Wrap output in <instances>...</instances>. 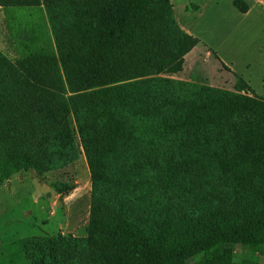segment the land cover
Instances as JSON below:
<instances>
[{
    "label": "trees",
    "instance_id": "1",
    "mask_svg": "<svg viewBox=\"0 0 264 264\" xmlns=\"http://www.w3.org/2000/svg\"><path fill=\"white\" fill-rule=\"evenodd\" d=\"M0 6L19 53L0 49V185L71 116L92 180L88 235L29 237L23 263L231 264L227 243L264 248V96L241 76L234 91L160 76L215 53L171 0Z\"/></svg>",
    "mask_w": 264,
    "mask_h": 264
},
{
    "label": "rangeland",
    "instance_id": "2",
    "mask_svg": "<svg viewBox=\"0 0 264 264\" xmlns=\"http://www.w3.org/2000/svg\"><path fill=\"white\" fill-rule=\"evenodd\" d=\"M245 1L249 4L247 12L237 9L234 0H171L180 26L215 53L206 54L198 47L207 56L191 54L186 68L176 64L160 76L178 79L177 74L183 71L188 81L232 91L233 81L237 84V76H241L251 87L246 91L248 95L264 96V0ZM0 49L18 60L1 6ZM222 62L232 69L231 73ZM91 195L89 166L77 123L71 116L31 170L19 172L0 185V264H25L23 248L32 236L86 237ZM226 247L231 253L225 254L223 263L264 264V248L253 249L237 242L227 243ZM198 259L201 256L189 258L185 264L199 263Z\"/></svg>",
    "mask_w": 264,
    "mask_h": 264
},
{
    "label": "crops",
    "instance_id": "3",
    "mask_svg": "<svg viewBox=\"0 0 264 264\" xmlns=\"http://www.w3.org/2000/svg\"><path fill=\"white\" fill-rule=\"evenodd\" d=\"M197 52H198V53H201L202 55H203V53H204L203 51H199V50H198V47L193 48V49H192V50H191V51L185 56V60H184V63H183V68H184V67L186 68V64H187L188 59H189L188 57H190L191 54H195V53H197ZM207 53H209V52H206V54H207ZM206 54H204L203 56H207ZM222 63H223V62H222ZM223 64L226 65L225 63H223ZM226 66H227V69H226V70H227L229 73H231V72H232V69H231L228 65H226ZM182 72H183V71H180L179 74H177V75L179 76V77L177 76V78H178V79H183V80H188L187 78L183 77ZM180 74H182V75H180ZM233 76L235 77V75H233ZM190 80L193 81L192 79H190ZM227 81H228V80H227ZM227 81L225 80V83H227ZM205 83H211V82L206 81ZM233 83H234V84H232V86H233L232 89H235V87H236V81H235V82L233 81ZM249 88H251L250 85H249Z\"/></svg>",
    "mask_w": 264,
    "mask_h": 264
}]
</instances>
